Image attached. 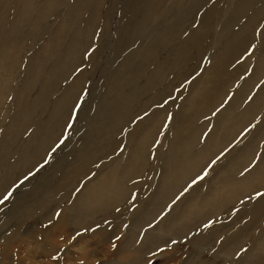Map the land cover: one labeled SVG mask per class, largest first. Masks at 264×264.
I'll return each instance as SVG.
<instances>
[{
    "label": "rangeland",
    "instance_id": "1",
    "mask_svg": "<svg viewBox=\"0 0 264 264\" xmlns=\"http://www.w3.org/2000/svg\"><path fill=\"white\" fill-rule=\"evenodd\" d=\"M113 1L106 7L108 17L105 20L103 18L102 21L105 28L103 27L96 32L93 46L84 55L80 68L72 75V78H76L84 74L81 78L82 85L74 95V100L77 99V101L69 116L68 126L57 146L52 152L43 155L36 162L38 166L33 171H31L33 167H30V164L24 165L17 162L13 167L14 170H11L7 168L6 164L0 162L1 175H7L4 178L5 182H0V189L6 184L10 176L13 180L17 173L21 177L31 171L16 183H14L16 180L14 178L10 189L4 195L0 194V264H90L89 261L92 259H94V264H107V261L115 259L114 256L120 245L126 239L131 238L129 236L134 231L132 229L133 221L141 217V213L145 214L149 205L140 208L133 220L129 217L125 222L121 221L119 227L109 228L104 234L107 236L106 239L101 238V234L97 233L95 236H91L92 232L98 231V226L79 231L78 229L88 225L93 220L85 216L82 225L73 219L72 222L69 221L68 218L72 211L68 209V206L76 200L84 185L88 183V186L93 185L92 180L105 174L111 168L118 166L123 168L126 165L125 160L128 157L131 158L134 153L135 145L133 144L147 140L152 146L149 147L150 151H147L146 154L152 156V153L160 147L165 138L168 137L167 141H171L174 134L172 118L179 108L184 106L187 99L190 101L193 98L195 85L203 86L205 84L207 87L214 81L212 78L214 75L217 77V82L213 88L210 87V90H214V88H221L226 82L228 84L231 75L237 76L236 80L239 82L236 89H241L254 73L257 66V56L264 53L262 50L264 48V5L263 7L255 5L252 12L242 19L241 24H245L252 19L251 17L256 11L261 13V18L256 20L252 28L248 30L251 36L250 46L247 50H242V53L244 51L242 58H240L241 53L235 50L234 63L221 70L220 64L216 63L215 58L213 60V57L210 56L217 53L216 57H218L222 53L213 45L216 39L215 33H212L211 30L217 23H224L225 17L222 18L220 15L224 8L229 6L228 0H151L154 6L152 9L153 18L145 20L143 25L140 24L143 17L142 5L147 3V0ZM244 13L238 14L236 21ZM191 23L194 24L187 33H180L183 28H188ZM139 26L140 32L134 33ZM56 28L57 26L53 25L48 34L31 51V54H27L25 57L27 61L46 42ZM229 28L231 29V27ZM218 33L219 30H217V36ZM131 39L136 41L133 42V44L135 43L134 46L129 45ZM167 39L170 41L166 42ZM245 39V37L239 36L234 39L233 45L237 44L239 45L238 49H242ZM153 44H157L158 50H153L155 52L147 55L138 56L134 54L138 57L134 56L135 58L129 63L131 65L124 69L121 75L117 73L129 52L146 50ZM118 50L123 51L121 55L114 54ZM200 50H208L207 53L209 54L202 60L201 65L195 59ZM177 54H181L182 62L172 66L174 59H177ZM248 59H250V64L248 71L245 72L244 69H240V65ZM152 62L155 66L163 68L164 72H158L157 67ZM214 65L215 73L211 70ZM138 67L147 70L146 77L151 73L155 75L164 73L165 80L163 79L159 86L149 87L146 89L147 91L143 90L144 79L132 82L135 72L139 71H137ZM113 79H121V83L125 85L131 82L130 90L134 86L138 85L137 88L141 86L139 89L142 90V98L144 99L138 104L133 101L130 105L135 106L131 107V110L121 109L115 119H112L113 121L105 122L101 133L92 131L91 122L97 117L96 114L102 110L104 98L110 93L109 83ZM128 80H130L129 83ZM193 83L196 84L193 86ZM250 85L251 82L248 87ZM124 88L126 89L125 86ZM230 89L226 90L228 93H226L227 97L223 105L218 107L211 117L202 120L208 121V127L201 138L203 143L212 133L216 132V135L219 136L224 135L222 125L216 118L219 112L229 106L237 94L235 90L231 91ZM262 91H264V75L258 77L252 84L249 93H247V99L242 107L234 112L235 115L233 116L240 114L247 104ZM204 96L206 97V95ZM206 104L203 103V107H206ZM200 107L202 106L200 105ZM142 110L144 113L138 116ZM193 111L196 110L191 108L188 116ZM166 112L167 114H165ZM120 118L127 120L113 130L114 121L118 123ZM161 122L163 124L159 125ZM200 123H197L195 128ZM121 127L122 133H120ZM2 130L0 129V131ZM109 130L110 132L114 131L116 135L107 134L106 132ZM86 136H88L87 139L90 138V141H93L92 139L94 141L91 143L92 145H87V151L82 155L81 160H78L76 155L84 147L83 142ZM252 141H254L252 144L254 156L238 175L239 178L263 163L264 105L249 126L237 136L233 144L221 151L215 160L208 163L203 174L193 180L195 183L190 182L188 187L166 205L167 207L164 206L160 211L161 214L158 212V217L152 220L150 225L138 228V238L131 249H137L141 245L147 231L153 230L155 227L159 228L165 222L173 221L175 216L184 212L189 200L194 201L195 199L197 202L206 200L210 196V190L216 185V178L225 177L230 170V162L232 163L235 159L233 156L240 155L242 150ZM103 147L104 149H102ZM98 151L99 153H97ZM160 173L161 171H159ZM213 178L215 181L212 180ZM144 180L150 181L149 178ZM43 182L46 185L38 190ZM136 197L133 195L132 199L135 200ZM261 197H264V190L255 194L248 202L234 206L225 211L224 215L217 220L208 222L188 235L173 236L156 229L154 235L158 237L159 244L149 249V253L144 259L145 264H264V248L258 247L259 239L264 234V213L254 214L252 211L254 203ZM28 204L31 206L30 211L26 210ZM17 207L19 214H24L25 217L22 224L18 223L17 220V213L15 212ZM134 207L132 209L135 210ZM120 210L122 211L123 208ZM124 213L126 211L121 214ZM64 216L65 224H70V222L71 224L62 232L57 224ZM89 225L91 226L93 223ZM106 225L105 223L104 226ZM56 226L57 229H55ZM216 232L217 235L210 237ZM241 232L242 235L239 234ZM202 234H207L206 238L198 243ZM236 234L238 237L241 236L243 241L236 244L235 249L229 253L221 251L220 247L224 243L232 242L233 245L235 244L233 237H236ZM50 240L58 241L60 245L55 247L54 244H50ZM81 248L87 249L81 250ZM83 252L87 254L88 260L82 261L80 254ZM112 263L115 264V262Z\"/></svg>",
    "mask_w": 264,
    "mask_h": 264
},
{
    "label": "bare ground",
    "instance_id": "2",
    "mask_svg": "<svg viewBox=\"0 0 264 264\" xmlns=\"http://www.w3.org/2000/svg\"><path fill=\"white\" fill-rule=\"evenodd\" d=\"M147 1V3L142 5L143 17L141 25L145 24V20L153 18L152 9L154 6L151 0ZM112 2L114 1L0 0V129L2 130L3 128L0 131V162L6 164L8 169L14 170L13 167L18 162L24 165L30 164L29 166L33 167L31 171H33L38 166L36 162L43 155L45 156L52 152L57 146L59 139L68 126L69 116L77 101V99L74 100V95L76 90L81 87V78L84 76V74H81L80 77L72 78V75L80 68L84 55L93 46L96 32L103 27L105 28V24L103 26L102 21L103 18L105 20L108 17L106 7ZM228 2H230L229 6L224 8L220 15L222 18L225 17L224 23H217L211 30L212 33H215L216 39L214 44L213 42L212 44L216 46L217 50H221L222 53L218 57H216L217 53L210 56L213 57V60L215 58L216 63L220 64L221 70L234 63L235 50L241 53L240 58H242L244 55L242 50H247L250 46L251 36L248 30L252 28L256 20L261 18V13L256 11L251 17L252 19L245 24H241L242 19L252 12L255 5H260L261 7L264 5V0H228ZM242 12L245 13L236 21V16ZM194 23H191L188 28H183L180 33H187ZM53 25L57 26L56 30L52 32L46 42L27 61L25 58L27 54H31V51L48 34L49 29ZM217 30H219L218 36L216 35ZM138 32H140V26L134 31V33ZM239 36L246 38V41L242 44L244 46L242 49H238L239 45L237 44L233 45L234 39ZM134 41L131 39L129 45L134 46ZM169 41V39L166 40V42ZM156 45L153 44L146 50L129 52L117 73L121 75L123 70L131 65L129 63L135 57L141 54L147 55L155 52L153 50H158ZM262 50L264 52V48ZM122 52V50H118L114 54L121 55ZM207 52L208 50H200L198 55H196L195 59L197 62L199 61L200 65L202 60L207 55L209 56ZM180 56L181 54H177V59H174L172 66L181 64L182 57ZM253 56H255L254 53ZM152 63L154 65V62ZM199 64L198 66H200ZM241 64L240 69H244L247 72L250 59L248 61L244 60ZM155 67H157L156 70L158 72H164V69H161L160 66L156 65ZM211 70L215 73V65ZM137 71L132 82L144 79L143 90L152 86H159L160 82L163 79L165 80L164 73L157 75L151 73L146 77L147 70L145 68L138 67ZM263 75L264 53L257 56V66L254 73L241 89H236L239 82L236 80L237 76L231 75L228 79V84L226 82L221 88H214V90H210V87L213 88L217 82V77L214 75H212L214 81L207 87L205 84L197 86L195 85L196 83H193V86L195 85L196 87L194 92L192 90L193 98L190 101L187 99L184 106L179 108L172 118L174 134L171 137V141L168 142V137L165 138L160 147L152 153V156L151 154H146L147 151H150L149 147L151 148L152 146L149 145L147 140L133 144L135 145L134 153L131 158L128 157L125 160L126 165L123 168L118 166L116 162L117 164H115L118 167L113 169L110 167L111 169L106 173L104 172L105 174L91 181L93 185L88 186V183L82 187L76 200L68 206V209L72 211L68 220L72 222L73 219V221L75 220L82 225L84 217L88 216V219L93 220V222H90L93 225L90 226V223H88L89 226L86 225L78 230L98 226V231L92 232L91 236H95L97 233L101 234V238L106 239L107 236L104 234L109 228L119 227V223L121 221L125 222L129 217L133 220L140 208L149 205L145 214L141 213V217L133 221L132 229L134 231L129 236L131 238L126 239L120 245L114 256L115 259L106 260L107 264H114L112 262H115V264H145L144 259L149 253V249L159 244L158 237L154 235L156 229L173 236L188 235L208 222L214 219L217 220L224 215L225 211L234 206L248 202L251 197L253 198L255 194L264 190V159L260 166H256L241 178L238 177L254 156L252 147L254 141H252L248 143L240 155L233 156L235 159L232 163L230 162V170L225 177L216 178V185H213V189L209 192L210 196L206 200L203 199L199 202L195 199L194 201L189 200L184 212L175 216L173 221L165 222L163 226L147 231L141 241V245L137 249H131L137 241L138 228L150 225L153 222L152 220L158 217L162 208L174 200L182 190L188 187L190 182L199 178L208 163H211L219 153L221 154V151L232 145L237 136L257 116L264 105V91L257 94L240 114L233 115L244 104L252 84L255 83L258 77ZM121 82V79H113L109 83L110 93L104 98L102 110L96 114L97 117L91 122L92 131L101 133L105 122L115 119L121 109L131 110V107L135 106H131L133 101L138 104L144 99L142 98L143 92L139 89L141 86L139 88H137L138 85L134 86L130 90L129 85L131 82L127 85ZM250 82L251 85L248 87ZM227 88H231V91L235 90L237 94L229 106L219 112L216 118L219 124L222 125L224 135L219 136L216 135V132L212 133L203 143L201 138L208 127V121L202 120L211 117L218 107L223 105L227 97L226 93H228L226 91L228 90ZM127 90L130 91L128 92ZM202 102L207 103L206 107H203ZM191 108L196 111H193L188 116ZM143 110L138 116L144 113ZM164 117L166 118L165 115ZM120 119L119 121L116 120L118 123L114 121L113 130L127 120L124 118L120 121ZM162 122L159 125L163 124ZM199 122H201L200 125L195 128ZM122 127L120 128V133H122ZM106 133L116 135L114 131L110 132V130ZM87 137L83 142L84 147L76 155L78 160H81L82 155L87 151V145L94 141V139L90 141V138L87 139ZM31 171L21 177L17 173L13 180L12 176H10L6 184L4 183L5 185L0 189V194L4 195L10 189L14 178H16L14 181L16 183L31 173ZM159 171H161L160 174ZM1 174L0 172V182H5L4 178L7 175L3 176ZM145 178H149L150 181L144 180ZM44 185H46L45 182L40 184L38 190L44 188ZM133 195L137 196L135 200L132 199ZM133 206H135V210L132 209ZM253 207L252 211L254 214L264 213V197L256 200ZM30 208L31 206L28 204L26 210L30 211ZM120 208H123V210L121 211ZM125 211L126 213L121 214ZM15 212L17 213L18 223L22 224L25 218L24 214H19L18 207ZM61 219L57 225L58 227L60 226L59 228L63 232L71 222L70 224H65V216ZM105 223L107 224L106 226H104ZM55 229H57V226ZM217 234V232L213 233L210 237ZM239 234L242 235L243 233ZM206 235L202 234L198 239V243L203 241ZM233 238H235V244L233 245L232 242L224 243L220 247L221 251L229 253L235 249L236 244L243 241V238L241 236L238 237V234ZM259 240L258 247L262 246L264 248V234ZM59 243L58 241L50 240V244H54L55 247L60 245ZM86 249L81 248V250ZM86 255L85 252L80 254L82 261L88 260ZM89 263L94 264V259L90 260Z\"/></svg>",
    "mask_w": 264,
    "mask_h": 264
},
{
    "label": "snow or ice",
    "instance_id": "3",
    "mask_svg": "<svg viewBox=\"0 0 264 264\" xmlns=\"http://www.w3.org/2000/svg\"><path fill=\"white\" fill-rule=\"evenodd\" d=\"M193 183H195V181H193ZM5 199H7V197H5Z\"/></svg>",
    "mask_w": 264,
    "mask_h": 264
}]
</instances>
